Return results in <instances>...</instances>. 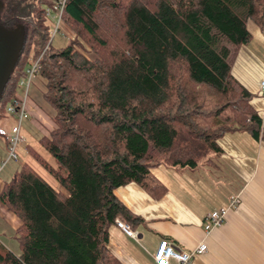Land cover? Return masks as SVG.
Masks as SVG:
<instances>
[{"label":"trees","instance_id":"trees-1","mask_svg":"<svg viewBox=\"0 0 264 264\" xmlns=\"http://www.w3.org/2000/svg\"><path fill=\"white\" fill-rule=\"evenodd\" d=\"M0 25L25 31L1 108L20 93L29 59L55 109V127L32 151L59 182L28 162L4 181L0 201L21 220L20 252L0 240V264H120L109 247L118 217L143 219L116 195L135 182L160 197L161 164L194 170L230 131L264 141L254 93L232 73L249 22L264 29V0H67L63 21L94 51L51 42L53 0H0ZM7 146H8V140Z\"/></svg>","mask_w":264,"mask_h":264},{"label":"crops","instance_id":"crops-1","mask_svg":"<svg viewBox=\"0 0 264 264\" xmlns=\"http://www.w3.org/2000/svg\"><path fill=\"white\" fill-rule=\"evenodd\" d=\"M248 26L252 39L239 46L231 73L254 93L252 104L264 126V29L254 22ZM27 112L22 126L24 152L35 159L32 151L45 157L39 139L55 127L53 115L40 109L31 97L27 99ZM0 121L1 127L10 130L14 119ZM38 132L41 134L34 143L41 148L31 141L32 134ZM218 143L221 152L209 154L197 169L164 164L153 167L152 173L166 187L160 197L135 182L115 190L118 198L143 219L130 227L133 234L117 222L110 227L109 247L120 264H157L154 255L163 238L186 251L205 240L208 251L195 254L190 264H264V141L236 130L227 132ZM24 162H28L25 156ZM235 194L240 195V204L229 212L221 227L206 236V215L226 206ZM6 208L0 201V211L6 213L16 231L21 222ZM170 264L179 263L171 259Z\"/></svg>","mask_w":264,"mask_h":264},{"label":"built area","instance_id":"built-area-1","mask_svg":"<svg viewBox=\"0 0 264 264\" xmlns=\"http://www.w3.org/2000/svg\"><path fill=\"white\" fill-rule=\"evenodd\" d=\"M66 1L67 0H53V4L46 8L47 24L51 30V39H53L56 34L62 31L64 24L63 12L66 6ZM47 48L48 45L45 47L43 53ZM43 53L38 58L32 57L29 59L26 74L19 83L20 89L22 90V95L13 98L6 106L7 113L13 117L14 121L10 126V130L0 126V134L7 137L9 151L8 158L0 160V173L9 161H19L21 158L19 146L20 143L25 140L24 136L22 135V126L25 119L28 117L27 99L33 78L35 75H37L40 59ZM261 92L264 93V80L261 82ZM240 202L241 199L239 194L232 195L226 206L215 209L208 213L204 221L206 236L210 235L215 228L221 227L227 221L229 212L232 209H235L240 204ZM116 222L125 231L133 234V231L124 219L117 218ZM207 251L208 245L205 240L200 242L195 249L186 251L176 248L170 240L163 238L160 241L154 258L157 264H170L171 259L176 260L179 264H190L195 254L205 253Z\"/></svg>","mask_w":264,"mask_h":264},{"label":"rangeland","instance_id":"rangeland-1","mask_svg":"<svg viewBox=\"0 0 264 264\" xmlns=\"http://www.w3.org/2000/svg\"><path fill=\"white\" fill-rule=\"evenodd\" d=\"M51 42L54 46L60 47L64 46L65 44L72 43L75 45L77 49H79L81 52H84L86 55L92 57L94 56V51L92 50L91 46L81 37L78 35V33L70 27L67 23L63 24L62 31L56 36L51 39ZM45 79H43L40 75H35L33 78L30 90H29V96L31 97V100L38 105L40 109L43 111L50 113L54 115L55 109L44 99L43 97V90H45ZM19 91L22 92L21 89ZM1 105V104H0ZM6 106L4 105L1 108L2 116L0 117V120H5L9 118L10 121H12V116L9 115L6 111ZM27 119V118H26ZM25 119V120H26ZM1 122V121H0ZM25 123V121H24ZM41 133H35L32 134V142L33 145L37 148L39 145L34 143L35 138H38ZM23 135V134H22ZM6 139L7 137L0 134V160H4L8 158L9 151L8 146L6 145ZM25 142H21L19 146V153L21 155V158L19 161L11 160L7 163L5 168L0 173V184L4 183V181L11 178L12 174L21 166L23 163L24 156L26 157V160L33 165V167L46 179L48 180L55 188L60 189L59 182L46 170L38 160L35 158L29 157L24 152ZM43 155L48 159L50 162L54 163V160L52 159L51 155L45 150L41 149ZM8 208V207H7ZM6 208V209H7ZM9 209V208H8ZM10 215H15L10 209L7 210ZM17 219L21 222L20 218L18 216ZM15 233V228L11 222L8 221V218L6 216V213L3 211H0V240L2 243L7 246L8 248L13 249L15 252H20L19 248V242L16 238L13 237V234Z\"/></svg>","mask_w":264,"mask_h":264},{"label":"water","instance_id":"water-1","mask_svg":"<svg viewBox=\"0 0 264 264\" xmlns=\"http://www.w3.org/2000/svg\"><path fill=\"white\" fill-rule=\"evenodd\" d=\"M3 3L0 1V14ZM25 31L22 27L7 28L0 25V96L3 94L24 44Z\"/></svg>","mask_w":264,"mask_h":264}]
</instances>
